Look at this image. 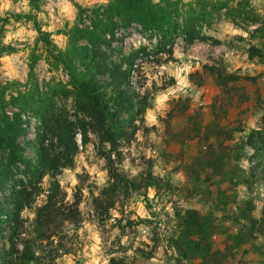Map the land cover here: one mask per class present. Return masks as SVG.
Masks as SVG:
<instances>
[{"label":"rangeland","instance_id":"1","mask_svg":"<svg viewBox=\"0 0 264 264\" xmlns=\"http://www.w3.org/2000/svg\"><path fill=\"white\" fill-rule=\"evenodd\" d=\"M107 1L0 0V95L9 120L18 115L24 154L33 161L37 157L42 132L38 106L64 113L75 129L73 165L42 182L46 189L57 180L65 201L80 199L81 221L67 224L51 264H108L111 257L128 264H172L177 254L169 237L177 234L175 217L189 209L209 216L211 251H220L218 264H264V182L235 185L224 179L230 162L217 163L222 151L240 154V141L251 129L261 127L264 135V0H171L179 24L193 25L188 29L204 37L190 42L178 31L171 56L156 32L136 23L119 30L112 49L101 47L119 65L146 48L130 69L127 88L143 98L134 96L129 110L108 119L116 139L100 142L55 58L60 51L89 47L68 34L78 24L76 4L95 7ZM209 67L237 79L218 84ZM143 100L144 106L138 102ZM244 151L238 166L247 171L253 151ZM3 154L0 150V158ZM107 157L130 177L150 171L159 188L129 191L101 215L93 196L107 184ZM209 160L215 166L203 165ZM23 170L18 165L14 178L23 177ZM12 185L10 181L0 191L7 210ZM44 198L41 194L36 204ZM22 215L33 213L25 209ZM230 236L244 240L236 244ZM2 243L0 234V250Z\"/></svg>","mask_w":264,"mask_h":264},{"label":"trees","instance_id":"2","mask_svg":"<svg viewBox=\"0 0 264 264\" xmlns=\"http://www.w3.org/2000/svg\"><path fill=\"white\" fill-rule=\"evenodd\" d=\"M173 4L171 0H108L95 7L76 4L78 24L68 34L75 40L84 39L89 47L75 46L74 51H60L55 59L67 71L70 82L75 86L80 110L90 118L87 124L100 142H114L116 139L115 131L107 124L108 119H115L120 113L129 110L134 96L143 98L127 89L128 74L137 58L147 54L146 48L140 47L119 65L109 60L108 53L101 46L112 49L119 30L131 23L156 32L161 45L168 44L165 51L168 56L173 53L171 40L178 31L184 33L190 42L195 38H204L200 31L193 33L188 29L193 25L179 24L176 19L178 12ZM81 25L84 27H79ZM78 58L79 63L76 60ZM122 64H126V69L121 68ZM209 70L221 85L237 79L234 74L216 67H209ZM104 76L108 79H102ZM144 101L138 102L143 104ZM4 103V98L0 95V150L4 152L0 158V191L10 181H13V185L8 210L0 202V234L3 238L0 264H51L62 248L60 238L67 224L78 225L81 221L80 199L77 196L73 201H65L57 180H53L46 189L42 182L46 175L55 178L63 168L73 165V154L77 149L75 129L64 113L38 106L42 132L39 134L37 157L33 161L24 154L18 141L23 133L18 115L15 114V120H9L4 112ZM82 134L86 141L85 130ZM240 144V154L236 152L231 156L222 151L218 155L217 163L230 162L224 179L235 185L246 186L255 180L264 182V135L261 127L251 129ZM245 147L253 151L248 156L251 164L247 171L238 166L242 157L247 155ZM214 163V160H209L204 161L203 165L215 166ZM107 164V184L93 196L95 208L101 215L114 208L116 202L123 195L127 196L129 191L160 186L159 179L150 171L130 177L113 165L111 157H107ZM18 165H23L24 175L14 178ZM41 194L45 198L41 204H36ZM25 209L33 213L32 217L22 215ZM175 223L177 234L169 237L170 246L177 254L172 264H218L220 251H211L213 224L209 216L189 209L177 213ZM128 224H132V220L128 219ZM230 237L236 244L244 240L241 236ZM146 256L150 258L152 255L148 253ZM196 259L199 261L193 262ZM108 264L128 263L122 257H111Z\"/></svg>","mask_w":264,"mask_h":264}]
</instances>
